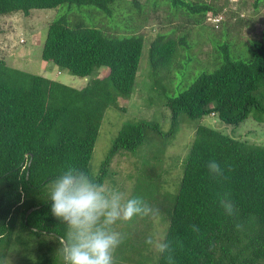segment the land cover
I'll use <instances>...</instances> for the list:
<instances>
[{"label": "trees", "instance_id": "obj_1", "mask_svg": "<svg viewBox=\"0 0 264 264\" xmlns=\"http://www.w3.org/2000/svg\"><path fill=\"white\" fill-rule=\"evenodd\" d=\"M121 1L0 0V16L20 12L29 17L33 10L64 4L92 6L112 16L113 7ZM169 1L194 25L205 22L209 13H217L207 0ZM263 1L256 0V5ZM134 5L141 10L139 3ZM188 36L160 33L151 43L153 89L168 85L163 76L178 66V52L189 48ZM144 43L141 35L109 36L82 21L70 22L66 16L52 21L43 45L45 62L83 78L108 69L105 76L98 73L82 89L11 67L0 58V264H5L3 247L10 246L18 227L36 236L52 235L60 242L66 238L67 225L52 215L51 201L41 197L67 165H75L105 184L115 157L137 152L153 136L175 137L184 117L202 121L216 116L233 126L252 113L263 119L264 36L248 60L234 59L232 44L223 46L221 50L229 49V53L216 70L202 73L185 91L167 97L165 106L171 111L168 132L154 121L125 124L100 173L93 175L90 163L105 113L110 107L119 108L120 98L132 96ZM212 159L225 169L226 180L210 176L206 165ZM155 160L160 161L158 156ZM151 188L139 182L135 196L149 190L148 203L156 204L158 195ZM224 191L232 195L243 231L236 230L234 219L219 206L217 194ZM167 203L169 224L164 239L176 248L175 264H264V144L238 140L200 124L178 194ZM193 225L200 229L198 234L192 231ZM157 264H167L161 254Z\"/></svg>", "mask_w": 264, "mask_h": 264}, {"label": "rangeland", "instance_id": "obj_2", "mask_svg": "<svg viewBox=\"0 0 264 264\" xmlns=\"http://www.w3.org/2000/svg\"><path fill=\"white\" fill-rule=\"evenodd\" d=\"M135 2L139 3L141 10L134 5ZM207 2L217 9V13L210 14L222 18L218 27L208 21L210 14L205 22L194 25L193 20L177 12L169 0H122L113 7L112 16H106L92 6L70 4L56 9L33 10L29 17L20 12L0 16V58H4L11 67L82 89L96 79L98 73L105 76L108 69L102 68L93 76L83 78L45 62L42 59L43 45L52 21L66 16L70 22L82 21L109 36L123 38L137 34L145 38L132 96L129 99L120 98L119 108L110 107L105 113L90 163L91 172L96 176L125 124L154 121L164 132L170 130L171 111L165 106L166 98L185 91L202 73L216 70L226 52L229 53V49L221 50L223 46L232 44L230 54L234 59L248 60L253 57L255 45L264 36V1L259 5H256V0ZM160 33L174 37L188 34L189 48L178 52V66L175 65L170 74L163 76V82L168 85L164 84L158 90L153 89L149 48ZM185 118L180 119L175 137L153 136L137 152L118 155L111 164L110 178L105 183L107 186L134 197L137 183L142 182L144 187H152L158 195L156 204L152 205L159 210L158 219L136 218L130 223L118 222L116 225L118 231L126 234L125 242L116 253L118 264H157L160 254L147 245L145 239L149 234L165 238L169 224L167 202L171 203L178 194L184 165L200 124L238 140L264 144V117L258 120L254 113L237 126L227 125L216 116H207L202 121ZM155 156L160 161H156ZM50 184L41 198L49 199ZM149 196V190L141 194L146 202ZM60 243L52 235L36 236L28 229L18 227L10 246L3 247L5 264H63Z\"/></svg>", "mask_w": 264, "mask_h": 264}, {"label": "clouds", "instance_id": "obj_3", "mask_svg": "<svg viewBox=\"0 0 264 264\" xmlns=\"http://www.w3.org/2000/svg\"><path fill=\"white\" fill-rule=\"evenodd\" d=\"M206 167L213 179H227L225 169L215 159ZM217 198L224 213L234 219L236 230L243 231L231 193H218ZM49 200L52 215L67 225L59 249L63 264H118L116 253L126 240V234L116 228L118 222L130 223L136 218L155 221L159 217V210L143 197H129L72 164L51 182ZM192 231L198 234L200 229L193 225ZM145 243L164 256L167 264H175L172 242L149 234ZM176 243L182 247L181 242Z\"/></svg>", "mask_w": 264, "mask_h": 264}, {"label": "built area", "instance_id": "obj_4", "mask_svg": "<svg viewBox=\"0 0 264 264\" xmlns=\"http://www.w3.org/2000/svg\"><path fill=\"white\" fill-rule=\"evenodd\" d=\"M208 21L211 22L215 27H218L222 22V18L220 16L210 14Z\"/></svg>", "mask_w": 264, "mask_h": 264}, {"label": "crops", "instance_id": "obj_5", "mask_svg": "<svg viewBox=\"0 0 264 264\" xmlns=\"http://www.w3.org/2000/svg\"><path fill=\"white\" fill-rule=\"evenodd\" d=\"M53 80H55V79H53Z\"/></svg>", "mask_w": 264, "mask_h": 264}]
</instances>
